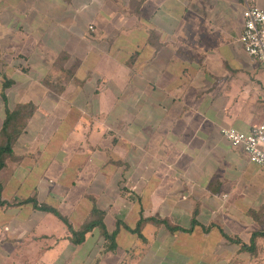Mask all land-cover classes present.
<instances>
[{"label":"crops","instance_id":"1","mask_svg":"<svg viewBox=\"0 0 264 264\" xmlns=\"http://www.w3.org/2000/svg\"><path fill=\"white\" fill-rule=\"evenodd\" d=\"M243 10V0H0L1 55L26 56L8 101L0 87V128L6 104L38 106L20 159L0 171V264H264V166L222 133L264 119V63L240 43ZM30 197L75 229L96 205L109 230L122 223L117 250L98 227L74 244L58 216L19 203ZM141 216L185 230L149 222L142 241L125 228ZM252 241L254 254L242 247Z\"/></svg>","mask_w":264,"mask_h":264},{"label":"trees","instance_id":"2","mask_svg":"<svg viewBox=\"0 0 264 264\" xmlns=\"http://www.w3.org/2000/svg\"><path fill=\"white\" fill-rule=\"evenodd\" d=\"M63 58H65V56H62L60 60H61V64H63L62 67L63 66L65 67L67 60H62ZM69 75L72 76L71 71L69 72ZM48 80L49 78H47L45 82H48ZM13 84H14L13 79L4 77L2 92H1V96L3 100L8 101L6 90L10 88ZM37 109L38 106L32 102H18L13 107H10L8 104H6L5 118L0 128V171L7 166L9 160L20 159V157L16 155L14 149L15 144L17 143L21 135L26 131L29 121L34 116ZM2 192H3V185L2 182L0 181V205L6 203L1 200ZM19 203L21 204L32 203L36 209H39L41 211L51 212L56 216H58L62 221H64V223L66 224V226L68 227L71 233L68 236V239L76 245L84 243L87 234L89 232H92L96 227H98L101 230V233L104 237L105 251L114 252L117 250L118 247L117 236L119 234L120 226L122 225V223L118 221L116 225V229L113 231L109 230L104 218L105 213L102 210H100L96 205L93 206L92 215L88 217L84 221V223L80 225V227L75 229L70 223L69 219L64 215H62L57 208L39 203L38 199L35 197H30ZM149 222H153L154 224H158V225L164 224L167 226L168 229L172 231L180 230V229L185 230L180 226L171 225L167 219H158L156 217H144V216H141L140 220L137 222L134 229H131L129 226L126 225L125 228L129 229L133 233H137L138 238L141 239L142 241H145L146 237L143 233V229L145 225ZM196 223H197V219L196 217H194L192 221V226L191 228H189V230H192ZM257 233L264 235V231L262 232L258 231ZM257 233L254 234V237L258 235ZM224 235L227 236V238L230 241L234 240L233 237H231L230 235L225 233ZM252 244L251 245L243 244L242 247L244 250L253 253L255 252L256 247H255V242H253Z\"/></svg>","mask_w":264,"mask_h":264},{"label":"built area","instance_id":"3","mask_svg":"<svg viewBox=\"0 0 264 264\" xmlns=\"http://www.w3.org/2000/svg\"><path fill=\"white\" fill-rule=\"evenodd\" d=\"M243 3L244 29L240 43L252 61L264 63V9L256 0H243ZM90 29L94 30V26ZM222 133L232 146L243 148L251 162L264 166V119L249 131L225 127Z\"/></svg>","mask_w":264,"mask_h":264},{"label":"rangeland","instance_id":"4","mask_svg":"<svg viewBox=\"0 0 264 264\" xmlns=\"http://www.w3.org/2000/svg\"><path fill=\"white\" fill-rule=\"evenodd\" d=\"M8 1H10V0H8ZM18 12L20 13V11H18ZM20 22H21V20H20ZM21 27H22L21 28L22 31L26 30V25H23V23L21 24ZM6 29H7V27L0 26V36L6 33ZM16 43H17V45H20L19 44L20 42H16ZM0 45H1V43H0ZM23 47H24V44H23V46L21 48H23ZM18 48L19 47L16 46V49H18ZM1 51L2 50L0 49V63L3 62L4 60H8L9 62L12 61L11 64L7 65V67L5 69L6 71L9 72L8 73L9 75H6L4 77H8L10 79H13L14 77H16L18 81H26V56H22V57L21 56H17L19 51H17V52L14 51L16 53L15 54L16 57L12 56V54H10V53H7L6 56H3V55H1ZM37 53L38 52H35L34 55H36ZM14 61H15V63H13ZM261 63H263V62H261ZM32 76L37 77V73L36 72L33 73ZM68 76H69V74H66V76H64V79H62V81H60V82H63L65 84L64 81H68V79H66ZM4 77L0 76V87H1V85L3 83V81H4ZM11 77H13V78H11ZM50 81L51 80L49 78L47 83H49ZM0 115L1 116L4 115L3 100H1V99H0ZM26 257H29V256H26ZM31 264H34V263H31ZM38 264H40V262ZM52 264H61V260H58V261L55 260V261H53Z\"/></svg>","mask_w":264,"mask_h":264}]
</instances>
